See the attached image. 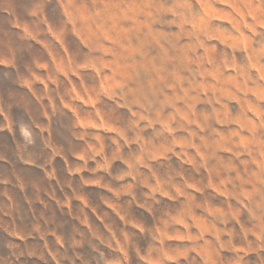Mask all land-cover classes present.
Returning <instances> with one entry per match:
<instances>
[{"label": "clouds", "instance_id": "clouds-1", "mask_svg": "<svg viewBox=\"0 0 264 264\" xmlns=\"http://www.w3.org/2000/svg\"><path fill=\"white\" fill-rule=\"evenodd\" d=\"M10 15L43 57L0 51V264H264V0Z\"/></svg>", "mask_w": 264, "mask_h": 264}, {"label": "rangeland", "instance_id": "rangeland-1", "mask_svg": "<svg viewBox=\"0 0 264 264\" xmlns=\"http://www.w3.org/2000/svg\"><path fill=\"white\" fill-rule=\"evenodd\" d=\"M26 2H27V0H0V51H6L5 45L9 42H11V44L14 47H19L21 49H27L28 43H31V42H23V41L16 39L15 33L17 32V29L11 28V26H10V22L12 20V16L10 15V10L16 9L17 13L19 14ZM172 31H176V29H172ZM181 43H188V41L182 40ZM153 48H155L154 43H153ZM153 54H155V53L153 52ZM189 55L191 56V53H189ZM241 56H242L241 53H237V59L238 60L241 59ZM33 57H36V58L43 57V49L38 44H34L32 48L27 49L26 51L18 52L17 60H18V64L21 67V71H23V67H24L25 63L31 64V60ZM229 75H234V73H232V72L225 73V76H229ZM0 86H2L4 88H8L11 85L9 84L8 81H3L2 85H0ZM226 87H228L229 89H232L231 85H226ZM237 95H240V94H237ZM224 102L228 104V107L231 109V116L233 118H235L240 111L239 105L235 102H230L227 100H225ZM201 107L205 108L208 111L211 110L210 108H208L207 105H203ZM216 127L220 128V126H218V125ZM235 127H236L235 125H228V126H225L223 128H220V130L227 133L229 130H231L232 128H235ZM6 137H7V133H5L4 138H0V150H3V146H5L7 143H10V141H8L6 139ZM241 139L243 140L244 138H241ZM57 164H58V166L60 165L59 160L57 161ZM7 172H8V166L7 165L0 167V175H5V174H7ZM24 175H25V178L28 180H31L34 178L33 173L30 171H26L24 173ZM12 191L16 194V198L19 201V203L21 204L22 214L27 212V205L24 204L23 195L20 194L18 190L12 189ZM28 196H29V198L35 199L36 193H34L30 190L28 192ZM41 212L44 213L46 218L52 217L53 213L55 212V219H56L57 223H61L66 219V218L60 217L59 212L56 211L54 206H51V205L48 209H44L39 204L35 205V213H36L37 217H39ZM27 219L31 220V215H28Z\"/></svg>", "mask_w": 264, "mask_h": 264}]
</instances>
